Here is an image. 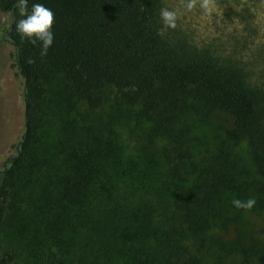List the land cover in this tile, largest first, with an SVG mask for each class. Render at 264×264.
Returning a JSON list of instances; mask_svg holds the SVG:
<instances>
[{
    "label": "trees",
    "instance_id": "trees-1",
    "mask_svg": "<svg viewBox=\"0 0 264 264\" xmlns=\"http://www.w3.org/2000/svg\"><path fill=\"white\" fill-rule=\"evenodd\" d=\"M32 3L55 14L43 57L15 30L16 0H0L25 105L0 168V264H264V93L240 68L158 35L163 0ZM52 91L75 117L49 141ZM202 102L230 122L198 164L176 125ZM118 121L151 128L152 142L126 152ZM249 197L250 210L232 204ZM249 211L261 216L250 229Z\"/></svg>",
    "mask_w": 264,
    "mask_h": 264
},
{
    "label": "rangeland",
    "instance_id": "rangeland-1",
    "mask_svg": "<svg viewBox=\"0 0 264 264\" xmlns=\"http://www.w3.org/2000/svg\"><path fill=\"white\" fill-rule=\"evenodd\" d=\"M185 3L186 0H163L162 8L178 12L176 28L164 33L221 64L240 68L249 84L264 93V0H211L213 10L209 13L199 7V0L191 11L185 9ZM10 19L9 14L0 11V168L16 152L25 127L24 81L15 66V47L7 35ZM48 99L51 122L43 129V135L50 141L61 137L63 125L75 116L64 115L65 109L59 105L55 92H50ZM228 122L226 115L202 102L195 110L184 112L176 131L181 135L179 139L192 145L193 160L202 164ZM112 126L118 139L127 144L126 152H135L152 142L151 128L139 121H118ZM168 142L159 137L158 147ZM243 147L240 146L241 152ZM242 221L250 229L258 225L261 216L249 211Z\"/></svg>",
    "mask_w": 264,
    "mask_h": 264
},
{
    "label": "clouds",
    "instance_id": "clouds-1",
    "mask_svg": "<svg viewBox=\"0 0 264 264\" xmlns=\"http://www.w3.org/2000/svg\"><path fill=\"white\" fill-rule=\"evenodd\" d=\"M30 0H16V8L21 17L15 23V30L22 40L27 39L34 46L38 44L40 56H46L52 46L55 36L53 32L54 12L42 3H32L29 10ZM197 0H186L184 5L187 11L196 6ZM199 7L205 12L212 11L211 0H199ZM161 28L158 35H163L167 29H175L177 26L178 12L169 8H162L159 13ZM28 63H32L29 60ZM232 204L237 209L250 210L256 204L254 197L246 200L233 199Z\"/></svg>",
    "mask_w": 264,
    "mask_h": 264
},
{
    "label": "flooded vegetation",
    "instance_id": "flooded-vegetation-1",
    "mask_svg": "<svg viewBox=\"0 0 264 264\" xmlns=\"http://www.w3.org/2000/svg\"><path fill=\"white\" fill-rule=\"evenodd\" d=\"M2 12V11H1Z\"/></svg>",
    "mask_w": 264,
    "mask_h": 264
}]
</instances>
